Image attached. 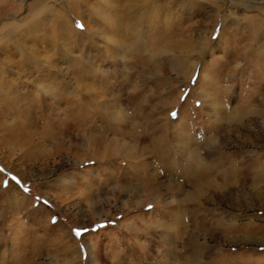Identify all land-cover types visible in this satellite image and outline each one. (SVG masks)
I'll list each match as a JSON object with an SVG mask.
<instances>
[{"label":"rangeland","instance_id":"1","mask_svg":"<svg viewBox=\"0 0 264 264\" xmlns=\"http://www.w3.org/2000/svg\"><path fill=\"white\" fill-rule=\"evenodd\" d=\"M37 1L0 0V264H264V0ZM212 148L215 185L188 199L187 152Z\"/></svg>","mask_w":264,"mask_h":264},{"label":"bare ground","instance_id":"2","mask_svg":"<svg viewBox=\"0 0 264 264\" xmlns=\"http://www.w3.org/2000/svg\"><path fill=\"white\" fill-rule=\"evenodd\" d=\"M43 0H38L37 1V3L36 4H40L41 2H42ZM45 1V0H44ZM111 0H106V3H109L107 6L108 7H110V5L111 4H113L114 3V1L112 0L111 2H110ZM137 1H140V4L138 5V8L140 7V6H142L145 10H148L149 12H150V14H152V13H154V7H155V5L153 4V2L154 1H156V0H137ZM226 1H228L229 3H231L230 4V6L231 5H233L232 3H235V2H233V1H230V0H226ZM133 2V0H123V8L122 9H124V11H125V9H128L129 7H131L132 6V3ZM105 3V4H106ZM253 6V4H248V7H250V6ZM36 7V6H35ZM116 8H118V7H116ZM66 9V8H65ZM118 11V10H117ZM61 13V12H60ZM125 13V12H124ZM63 16L64 15H60L59 16V14H58V17H57V21H58V23H59V25H64V22L66 21V20H68V18H72V16H70V15H68V14H66V16L68 17V18H66V16H64L65 18H63ZM70 16V17H69ZM138 16V15H137ZM126 17V16H125ZM141 18V17H140ZM55 20V19H54ZM71 20V19H70ZM225 20V19H224ZM223 21V20H222ZM51 23H53V22H51ZM73 23V22H72ZM217 24V23H216ZM222 24H224V22H222ZM57 25V24H56ZM85 25V24H84ZM32 26H33V24H32ZM58 26V25H57ZM254 26V25H253ZM54 27H56L55 25H54ZM126 27V26H125ZM118 28V27H117ZM256 28H257V26H256ZM75 29V31H76V28H74ZM254 29H255V27H254ZM56 29H54V31H55ZM77 32H78V30H77ZM256 33V32H255ZM134 34V33H133ZM131 36H133V35H131ZM136 36V35H135ZM138 38V37H137ZM24 49V48H23ZM24 55V54H23ZM5 63H7V62H5ZM12 85V84H11ZM44 91V90H43ZM4 94H5V92H4ZM3 94V96H5ZM2 95V94H1ZM16 95V94H15ZM12 97V96H11ZM18 97V96H17ZM23 97V96H22ZM25 97V96H24ZM10 98V97H9ZM16 99V98H15ZM15 99H14V101H15ZM69 99V103L68 104H75L74 106V109H72V108H70L69 110L67 109L66 111H67V113H68V115H69V117H71L72 118V120H74V119H79V118H81L82 116H83V114H82V112H83V109H84V107H82V103H79L78 102V99H74V98H68ZM2 100V99H1ZM4 100V99H3ZM10 100V99H9ZM8 100V101H9ZM35 100V99H34ZM11 101V100H10ZM39 101H41V100H39ZM62 102V97H60V100L58 99V102ZM205 101V100H204ZM4 102V101H3ZM37 102V101H36ZM41 103V102H40ZM10 104V103H9ZM14 104V103H13ZM211 107L213 108L214 107V103H211ZM8 107H9V105L7 106V110H8ZM11 108V107H10ZM21 109V108H20ZM6 110V111H7ZM16 110V109H15ZM18 110V109H17ZM26 110V109H25ZM11 111V110H10ZM85 111V110H84ZM212 112L214 113L215 112V109H212ZM216 112H217V110H216ZM4 113V112H3ZM9 113V112H8ZM14 113V112H13ZM22 113V112H21ZM23 113H25V112H23ZM218 113V112H217ZM1 114V113H0ZM20 114V113H19ZM6 115V114H5ZM29 115V114H28ZM21 117V116H20ZM160 115H157L156 116V118H155V120H154V124L150 127L151 129H153L154 131L152 132V133H156L155 131H156V129L157 130H159L158 128L162 125V124H160ZM77 121V120H76ZM23 122V121H22ZM26 122V121H25ZM126 123V122H125ZM21 124V123H20ZM134 124V123H133ZM127 125V124H126ZM24 126V124L22 125V127ZM122 126V125H121ZM134 126V125H133ZM139 125H137V126H135V127H138ZM145 127H147L146 125H144ZM127 127H129V129H130V125L129 126H126V128L125 129H127ZM12 128V127H11ZM15 128V127H14ZM24 128V127H23ZM150 128H149V130H150ZM162 129V128H161ZM130 130H132V129H130ZM134 130H135V128H134ZM13 131V130H12ZM11 131V132H12ZM17 131L18 130H16V133H17ZM126 133H127V131H125ZM129 132V131H128ZM16 133H14V134H16ZM134 133V132H133ZM159 132H157V134H158ZM18 134V133H17ZM128 134H131V133H128ZM8 135H9V133H8ZM26 135V134H25ZM92 135V134H91ZM133 135V134H132ZM17 136V135H16ZM136 136V135H135ZM135 136H133V137H135ZM154 136V135H153ZM157 136V135H156ZM159 136V135H158ZM174 136V135H173ZM93 137V136H92ZM91 137V138H92ZM137 137V136H136ZM135 137V138H136ZM161 137V136H160ZM181 137V136H180ZM183 137V136H182ZM16 138V137H15ZM125 138V137H124ZM149 138V137H148ZM148 138H146V139H148ZM137 139V138H136ZM145 139V140H146ZM175 139V138H174ZM183 139V138H182ZM150 140V139H149ZM163 140V139H162ZM22 141V140H21ZM92 141H93V143H94V146H93V148H94V151H93V156H94V154L95 153H99L98 151L101 149L100 148V141L101 140H98V139H92ZM134 141H135V139H134ZM137 141V140H136ZM196 141V140H195ZM191 142H192V140H191ZM21 143V142H20ZM137 143V142H136ZM135 142H132L129 146H125L124 144H122V143H118L117 141L116 142H113V141H110V143H109V153H111V154H113L112 152H114V151H117V150H120V153H125V147H127V153H129L128 154V156H131L133 153H137L139 150H138V148H137V144H136ZM194 143V142H193ZM91 144V143H90ZM106 144H107V142H106ZM165 144V143H164ZM197 144V143H196ZM192 145V144H191ZM89 146V145H88ZM107 146V145H106ZM225 146H226V144H225ZM90 147V146H89ZM89 147H86L85 148V150L86 151H89V153L91 152V150H90V148ZM221 147V146H220ZM130 148H131V150H130ZM219 148V147H218ZM123 149V150H122ZM207 149V147L205 148V150ZM106 148H105V152H106ZM129 150L131 151V154H130V152H129ZM132 150H137V152H133ZM149 151H150V153H151V155H152V157H153V160H154V163H156L157 165H159L160 164V166H159V169H161L162 171H165V172H170V174L173 176H175V172H176V159H174L175 158V156L173 155V157L170 159L169 157H167L166 156V153H168L167 151H170V150H167V149H165V148H163V144H162V141L159 139V138H157V137H152L151 138V141H150V144H149ZM172 152V151H171ZM223 152V151H222ZM222 152H220V151H216V149H210V150H207V151H205L204 153V156H201V155H199V152L197 153L195 150L194 151H189V152H187V155L189 154L190 156H189V159H188V162L186 161V163H187V166L185 167V170H184V177L185 178H187V182L192 186V187H194L195 188V191L193 192V193H191V192H189L188 193V195H187V198L188 199H195V197H200L201 199L203 198L202 197V193H204L206 190H207V188L209 187H212V186H214L215 185V182H216V178L215 177H217L218 178V175L216 176L215 175V177L214 176H212V174H213V168H214V166H205L206 164H205V162L210 158V159H212L211 157L214 155V157H217L216 159H219V157L220 156H222V154L224 153H222ZM179 153V152H178ZM177 153V154H178ZM185 153V152H184ZM169 154V153H168ZM182 154V153H181ZM180 154V155H181ZM99 155V154H98ZM141 155V154H140ZM134 156V155H133ZM142 156V155H141ZM151 157V158H152ZM180 157V156H179ZM186 157V156H185ZM191 157V158H190ZM93 158V157H92ZM184 158V157H183ZM174 159V160H173ZM185 159V158H184ZM141 161V160H140ZM183 161V160H182ZM222 161V160H221ZM224 161V160H223ZM226 161V160H225ZM153 162V161H152ZM181 162V161H180ZM185 162V161H184ZM148 164H151V163H148ZM148 164L143 160L139 165H141L142 166V168L145 166V171H146V169H147V167H148ZM221 164V163H220ZM248 165V164H247ZM173 167V168H172ZM217 167V166H216ZM228 168V167H227ZM232 168V167H231ZM178 169V168H177ZM219 169V168H218ZM243 169V170H242ZM148 170V169H147ZM180 170H181V168H180ZM232 170V169H231ZM224 171V170H223ZM235 171H237V173H240V175H241V179H240V181H242L244 184H250V183H252L253 181H252V177H251V172L249 171V170H247L246 168H243V165H240V167H236V170ZM141 173V172H140ZM166 174V173H165ZM139 175V174H138ZM143 176V179H144V181H145V186L146 187H144L145 188V197L148 199V197L149 198H154V196H155V194L157 195V193L158 192H160V191H162V186H161V184L159 183V181L157 180V177H158V175H153L151 172H146V173H144V174H142ZM170 175V176H171ZM182 175H183V173H182ZM233 175L232 174H230L229 173V171H227V172H223L222 173V175L221 176H219V179H221V181H228V180H232L233 179V177H232ZM238 177V176H237ZM240 177V176H239ZM231 178V179H230ZM128 179V178H127ZM143 182V181H142ZM173 182H174V185L176 186V180H171V181H168V183L167 184H173ZM229 183V182H228ZM238 183V181H236V182H230V185H235V184H237ZM183 184V183H182ZM252 184H254V183H252ZM143 185V184H142ZM178 185V184H177ZM135 187V186H134ZM206 187V188H205ZM121 188V187H120ZM124 188V187H123ZM138 188V187H137ZM136 188V189H137ZM126 189V188H125ZM141 189V188H140ZM137 191V190H136ZM139 191V190H138ZM122 192V191H121ZM123 192H124V190H123ZM138 193V192H137ZM143 196V195H142ZM149 200V199H148ZM154 200V199H153ZM152 200V201H153ZM155 201V200H154ZM169 214V213H168ZM163 215V214H162ZM176 222V221H175ZM176 225V224H175ZM167 227V226H166ZM163 231H165V230H163ZM174 231V230H173ZM165 234H166V236H169L168 234L169 233H172L171 231H167L166 230V232H164ZM175 234H176V230H175ZM172 236V235H171ZM174 236H172V237H168V240L170 241H167V243H170V245H168V249L170 250V251H173V252H175V254H176V251H175V249H174V247H175V242H176V240L173 238ZM89 249H91L90 247H89ZM92 250V249H91ZM95 251V253H94V256H95V258H96V255H98L99 253L96 251V250H94ZM97 252V253H96ZM174 255V254H173ZM169 256V255H168ZM171 256V255H170ZM100 257L102 258V262H104L105 264H107V261H106V258H104V257H102L101 255H100ZM171 258V257H170ZM174 258H175V255H174ZM172 259V258H171ZM174 259H172V261H169L167 264H176L175 263V260L173 261ZM166 262V261H165Z\"/></svg>","mask_w":264,"mask_h":264},{"label":"snow or ice","instance_id":"3","mask_svg":"<svg viewBox=\"0 0 264 264\" xmlns=\"http://www.w3.org/2000/svg\"><path fill=\"white\" fill-rule=\"evenodd\" d=\"M78 27H82V25H77Z\"/></svg>","mask_w":264,"mask_h":264}]
</instances>
